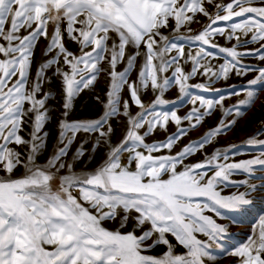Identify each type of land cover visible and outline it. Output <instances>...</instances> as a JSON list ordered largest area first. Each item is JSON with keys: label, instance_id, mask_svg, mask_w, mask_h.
I'll list each match as a JSON object with an SVG mask.
<instances>
[{"label": "snow or ice", "instance_id": "1", "mask_svg": "<svg viewBox=\"0 0 264 264\" xmlns=\"http://www.w3.org/2000/svg\"><path fill=\"white\" fill-rule=\"evenodd\" d=\"M207 2L211 4L213 0ZM254 2L232 0L226 5L216 4L215 15H210L204 7L205 0H183L182 3L181 0H0V40L7 42L6 45L0 43V55L3 57L0 58V164H3L2 170L6 173L5 177H0V264H206V260L215 259L210 251L213 246L228 255L239 257V264H264V216L258 218L252 235L244 244L229 249L226 244L229 226L204 214L207 210L222 217V210H227L233 214L231 219L234 221L250 214L253 201L249 195L256 190L255 185H249V191L228 196L217 189L220 185L237 183L230 178L238 171L251 175L254 166L264 165V153L237 163H219L222 157L226 160L227 155L217 150L204 161L176 171L178 163L203 149L225 129L230 130L235 120L230 123L221 120L176 156L152 155L163 148L171 150L188 133V128L179 127L182 121H189V127L196 128L206 115L222 105L223 98L214 101L202 96L192 97L191 102L194 105L199 102L200 108L205 111L193 108L184 117L176 111L158 112L154 111L155 105L165 101L157 98L151 108H146L138 95L136 83L128 84V74L139 52L128 57L127 68L123 72L115 71L117 64L125 58L126 47L131 43L139 48L143 43L147 51L139 79L140 86L145 89L149 82L154 90L160 89L161 92L175 84L179 86L181 94H187V81L201 68L202 74L209 77V84L196 87L204 90H209L212 77L227 79L233 71L237 75L247 74L252 69L241 64L244 55L259 53V58L264 60V6H252ZM260 3L264 5V0H260ZM221 12L224 14L221 15ZM188 13H192V16ZM196 13L208 17L210 23L190 40L217 47L212 43V38L224 36L227 32V39H235L237 46L219 49L231 59L216 70L210 63L203 62L215 54L201 47L195 56L189 55L193 67L191 73L185 74L179 66L184 45L161 36L159 29L167 26L171 17L176 21V30H179L186 23H191ZM79 17L84 18L81 20ZM234 17L244 19L231 23L230 31L213 27L221 21L231 22ZM9 19L10 27L5 31ZM63 21H67L65 31L68 36L80 44V56L68 51L62 42L60 25ZM50 22L55 28L47 51L58 49L59 55L39 66L35 82L29 90L33 49L40 37L48 38ZM77 24L81 27H75ZM21 28L30 29L28 35L18 36L16 33ZM110 32L116 33L119 39V43L113 42L111 49L108 46ZM237 32L245 36L252 32L251 42L261 43V47L250 52L237 51V47L248 43L241 42ZM157 36L164 41L158 51L155 47L158 44ZM14 41L19 43L14 44ZM89 46H93L92 51L84 52ZM170 50H176L178 55L166 60L165 56ZM108 53L111 90L107 94L104 116L94 121H61L58 143L63 147H58L45 165L37 164L36 156L46 147L49 135L47 132L41 135V131L49 119L45 105L51 93L37 99L45 71L58 63L60 55L64 56L65 64L71 69L70 73L56 69V75L63 78L66 100L63 115L67 117L73 98L96 81L101 71L98 65ZM154 60L158 63H153ZM173 64L176 65L174 76L161 81L160 73ZM258 71L259 75L248 82L246 99L227 110L226 115L233 110L237 116L243 115L241 107L252 105L258 98L260 89L256 86L264 84V69ZM86 72L90 74L85 76ZM13 77H17L14 83ZM125 84L129 86L132 100L142 109L130 119L125 139L111 150L104 164L94 171L77 174L71 171L72 165L69 164V174L60 177L59 189L54 191L51 182L56 179V173L65 168V163L61 161L68 154L76 133L99 132L100 138L107 141L112 129L109 127L107 132L103 129L108 119L119 111L120 92ZM25 103L30 105L28 112L34 113L30 140L19 135L27 122L24 119L27 115ZM124 109V114L129 115L127 102H124ZM170 120L178 126V130L165 142L147 144L144 136L138 132L147 124L148 132L144 135H148L157 126L166 128ZM100 138L97 139V146ZM11 143L30 146L25 161L21 160L18 151L9 148ZM248 143L264 144V141L250 138ZM139 148L145 149L148 154L145 155ZM124 151L131 155L128 162L122 164L120 154ZM83 155L81 146L77 149L76 157ZM21 163L26 173L20 178H12L11 173ZM209 168L214 173L210 177L207 175ZM166 174L169 178L162 179ZM238 183L248 184L247 181ZM73 189L79 191V200L73 195ZM81 201L87 202L90 207H85ZM118 210L123 213L121 227L126 226L133 211L138 213L132 217L134 229L142 228L146 222L150 227L139 236L134 230L121 233L104 228L102 221L115 220ZM169 233L186 249L184 253H175L174 245L166 235ZM197 233L207 239H199ZM44 245H52L54 249L48 251ZM158 245L167 247L162 255L144 254Z\"/></svg>", "mask_w": 264, "mask_h": 264}, {"label": "rangeland", "instance_id": "2", "mask_svg": "<svg viewBox=\"0 0 264 264\" xmlns=\"http://www.w3.org/2000/svg\"><path fill=\"white\" fill-rule=\"evenodd\" d=\"M232 0H213L211 4L205 0L204 7L208 10L210 15H215L217 9L216 4H228ZM252 6H264L261 5L260 0H255ZM221 15L224 13L221 12ZM192 16V13H188ZM251 15V14H249ZM243 17H234L231 22L221 21L213 27L225 28L230 31V24L240 22ZM210 23L208 17L204 16L202 13H196L193 17L191 23H186L184 26L176 30V21L173 18L168 20L167 26L161 27L159 32L161 36L168 37L171 42L184 45V55L179 58V66L183 69L184 73H191L193 62L189 59V55L195 56L196 52L200 50L201 47L205 48L207 51L214 53L215 55L209 57L207 60L203 61L205 64L210 63L213 66V70L219 68L220 65L226 63L231 57L226 52H221L220 48H232L237 46V41L235 39H227V32L224 36L216 35L212 38V43L217 45V47H211L210 45H203L200 42H194L190 40L199 34L204 28ZM67 26L66 22H61V33L65 36L67 32L63 31V28ZM5 31H8V27L5 26ZM252 32H249L246 36L243 33L237 32L240 36L241 42L248 41L243 47H237L239 52H250L252 50L261 47V43L251 42ZM161 36H157L156 40L158 44L155 46L157 51L164 44ZM0 43L7 44L6 41L0 40ZM19 41H14V44H18ZM147 49L146 46L141 43L139 48L135 46L125 49V58L123 61L119 62L116 66V72H123L127 68V59L129 56L139 52L136 56L133 69L128 74V84L133 82L136 83L138 87V95L142 103L146 108H151L157 98L162 99L166 103L155 105L154 111L165 112V111H176L181 117L186 116L193 108H200L199 102L195 105L191 102V98L195 96H202L208 99L217 100L223 98L222 105H218L214 110L211 111L209 115H206L196 128L189 127V121H182L179 127L188 128L187 135L183 136L178 140L177 143L171 148H163L159 151L153 152V156H176L181 150L192 141L201 139L204 134L217 126L221 120L226 123H230L235 120V124L230 130L225 129V131L213 138V140L204 146L203 149L196 151L194 154L189 155L183 159L181 163L177 164L176 171H183L186 166L194 165L197 162L204 161L207 157L216 153L219 150L221 153L227 155V159L223 157L218 161L219 163H237L244 160H250L256 157H260L264 153V144L250 145L248 140L250 138H255L258 141H264V84H259L256 87L260 89L258 92V98L250 106H242L241 111L243 115L237 116L235 110L232 111L230 115L225 113L229 109H233L234 105H237L240 101L246 99V89L249 87L248 82L253 80L259 75V69H264V60H261L260 54L255 55H244L241 58V64L250 67L252 70L248 71L247 74L237 75L235 71L231 72L227 79L220 78L216 79L212 77L211 83L209 85V90H204L196 87L199 84H209V77L203 75V69L201 68L194 76H192L187 81V94H181L179 91V86L172 84L168 86L165 90L161 92L160 89H153L149 82V86L145 89L140 86L139 73L145 62V53ZM176 50H170L166 56V60H170L172 57L177 56ZM52 54L42 53L41 50L33 49L31 72L29 76L28 88L31 89L32 84L35 82V77L39 66L48 60H50ZM0 58H3L0 55ZM110 53L106 54L105 59L98 65L101 71L97 74L96 81L91 84L88 88L82 89L72 100L71 108L68 109V115L65 117L63 115L64 109L63 104L66 102L65 96L63 94V78L56 75L57 68L49 67L45 71V79L42 84V90L38 94L37 99H42L49 93L45 109L49 114V119L45 123L41 135L47 132V144L46 147L36 156V163L39 165H45L58 147H63V144L58 143L59 138V123L63 120L68 122L74 121H94L99 120L104 116L107 111L106 105L108 102V92L111 90V77L109 75L111 68L109 64ZM153 63H158L154 60ZM176 65L173 64L168 69L160 73L161 81L164 78L171 79L175 74ZM65 72H71V69L67 68L62 70ZM90 73L86 72L85 76ZM17 77H13L12 83L15 82ZM77 79H80L77 76ZM57 80L58 83L52 81ZM56 83V84H54ZM128 84H125L120 92V104L118 105V113L111 116L107 124H105L103 131L107 132L109 127L112 129L107 141L100 138L99 132L89 133V132H78L76 133L75 140L68 150V154L62 158L63 163H65V168L61 169L56 173V179L52 181V189L58 190L61 180L60 177L69 174L68 165H72V172L77 174L82 172H91L102 166L107 160L111 150L118 147L121 142L125 139L126 133L130 128L129 121L132 117L137 116L142 109L135 104L130 95V89ZM11 86V84L9 85ZM238 93V94H233ZM124 102L128 104L129 115L124 114ZM30 105L25 103L24 108L27 115L25 120L27 121L20 131L21 135L25 140H30V131L32 120L34 119V113L28 112ZM201 111L205 109L200 108ZM150 119V117H149ZM178 130V126L173 122L169 121L166 128L157 126L150 134L144 135L148 132V125L145 124L144 127L138 130L139 134L144 136V142L147 144L162 143L167 140V138L175 134ZM100 138V143L97 146V139ZM2 142V141H0ZM83 146L84 155L81 157H76L77 149ZM29 145H16L15 143L9 144L10 149H14L21 154V158L26 160L29 151ZM127 147V145L125 146ZM147 155V151L143 148H139ZM131 153L124 151L120 154L121 163H127ZM23 159V160H24ZM20 167V165L18 166ZM135 167V164L132 165ZM55 172V169H52ZM213 170L211 168L207 169L208 177L212 176ZM162 179H168L169 176L163 175ZM231 181L237 183H229L226 185H220L218 191L222 195L228 196L234 193L249 191V185H255L256 190L251 191L249 198L253 201L251 205L250 214L239 218L237 221L231 219L232 213L227 210H222L223 216L217 217L212 211H205V215L212 216L217 220L218 223L228 225V239L226 241L227 247L231 249L234 246L242 245L247 241L248 233L250 231V226H252L258 218L263 215L264 212V165L254 166V170L251 175L244 172H236L231 176ZM247 181V185H241L238 182ZM73 195L80 199V193L78 190L73 189ZM85 207H90L87 202L81 201ZM95 212L94 209H92ZM118 215L115 220H105L102 221V226L108 230L120 231L121 233H128L130 231H135L137 236L141 235L143 231L150 227L149 223L140 229H134V221L132 217L138 215L135 211L131 212L129 215V221L126 226L121 227L120 221L123 215L122 211L118 210ZM169 241L174 245V250L176 254H182L186 251L182 245H179L175 240V237L170 233L166 234ZM197 237L201 240H206L203 234L197 233ZM155 237H153L154 239ZM151 243V241H149ZM48 251H52L54 246L44 245ZM167 250L164 245H158L146 253L147 255L160 256ZM212 255L215 257L213 260H206V264H236V259L238 257L233 255H228L225 252L220 251L215 246L210 250Z\"/></svg>", "mask_w": 264, "mask_h": 264}, {"label": "crops", "instance_id": "3", "mask_svg": "<svg viewBox=\"0 0 264 264\" xmlns=\"http://www.w3.org/2000/svg\"><path fill=\"white\" fill-rule=\"evenodd\" d=\"M182 2H183V0H181V3ZM83 18L84 17H79L78 19H81L82 20ZM172 19L173 18L170 17L168 20H172ZM65 22L67 24V21H65ZM5 26L8 27V29H9V27H10V19L5 24ZM34 27H35V25H33V28ZM75 27L79 28V27H81V25L80 24H77ZM54 28H55V25L50 22L48 24V29H47V31H48V38L40 37L38 39V41L36 42L35 47H34V48H36V51L40 49L42 53H50V54H52L51 59H53L54 57H56L57 55H59V50L58 49H54V50H52L50 52L47 51V46H48V44L50 42V37H51V35L54 32ZM29 31H30V29L21 28L20 31L18 33H16V34L18 36H20V37H23L25 35H28V32ZM75 34L76 33H74V35ZM101 35H103V34H101ZM109 36H110V39L108 41V46L111 49V46H112L113 42L115 41L116 43H119V39H118L117 34L114 33V32H110L109 33ZM62 42L64 43L66 49L68 51L74 53L76 56H80L82 54L81 53L80 44L77 41L72 40L71 37L68 36V34H66L65 36H63V41ZM133 46L134 45H132L130 43L126 48L128 50L129 47H133ZM92 47L93 46H89V47L85 48L83 51L84 52H91L92 51ZM50 67L51 68H60L61 70H65L67 68L69 69V67L64 62V56L63 55H60L59 56V61H58L57 64H53ZM81 67H83V66L81 65ZM52 81L58 83L57 80H52ZM56 83H54V84H56ZM23 159L24 158H21L22 161H25V159L24 160ZM18 166L16 168H14L13 172L11 173V177L12 178H20V177H22L26 173L27 170L24 167L23 163L20 164V167H18ZM2 168H3V164H0V177H5L6 176V173L2 170ZM51 185H52V182H51ZM262 216H264V212H263V215ZM257 222L258 221H255V223L252 226H250V231L248 233V237L252 235L253 229L256 227ZM248 237H247V239H248ZM239 260H240V258L238 257L236 259V264H239Z\"/></svg>", "mask_w": 264, "mask_h": 264}, {"label": "built area", "instance_id": "4", "mask_svg": "<svg viewBox=\"0 0 264 264\" xmlns=\"http://www.w3.org/2000/svg\"><path fill=\"white\" fill-rule=\"evenodd\" d=\"M65 29H66V26L63 28V31H65ZM66 32V31H65Z\"/></svg>", "mask_w": 264, "mask_h": 264}]
</instances>
